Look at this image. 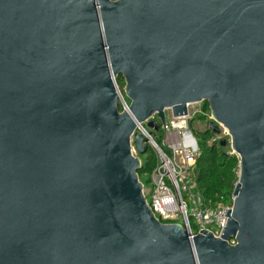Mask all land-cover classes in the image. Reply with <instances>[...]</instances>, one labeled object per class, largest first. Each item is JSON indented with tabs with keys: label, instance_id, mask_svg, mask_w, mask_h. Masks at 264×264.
Wrapping results in <instances>:
<instances>
[{
	"label": "water",
	"instance_id": "95a60500",
	"mask_svg": "<svg viewBox=\"0 0 264 264\" xmlns=\"http://www.w3.org/2000/svg\"><path fill=\"white\" fill-rule=\"evenodd\" d=\"M204 101L220 237L156 218L132 153ZM0 264H264V0H0Z\"/></svg>",
	"mask_w": 264,
	"mask_h": 264
},
{
	"label": "built area",
	"instance_id": "2783aa9c",
	"mask_svg": "<svg viewBox=\"0 0 264 264\" xmlns=\"http://www.w3.org/2000/svg\"><path fill=\"white\" fill-rule=\"evenodd\" d=\"M115 84L118 86L117 80ZM202 103L188 104L187 114L178 117L173 116L171 109H166L164 123L160 122L157 115L148 119L159 123L160 141H156L153 133L146 128V123L136 128L145 135L147 146L152 148L156 156V166L150 174V186L147 187L139 179L143 183V194L147 203L161 222L180 224L193 235L204 229L215 237H220L227 225L226 213L229 209L232 210L233 202H212L200 191L196 180L195 168L201 151L190 122L201 114L205 115L206 125L214 120L211 110L210 114L202 111ZM222 131L229 135L226 128L221 127ZM219 134L212 138L210 143L220 141ZM132 153L139 156L133 143ZM230 243L236 242L230 240Z\"/></svg>",
	"mask_w": 264,
	"mask_h": 264
},
{
	"label": "trees",
	"instance_id": "16d2710c",
	"mask_svg": "<svg viewBox=\"0 0 264 264\" xmlns=\"http://www.w3.org/2000/svg\"><path fill=\"white\" fill-rule=\"evenodd\" d=\"M117 81L120 90L123 92L125 86L123 78L120 80L118 78ZM201 108L204 113L210 114L208 102L204 101ZM119 109L121 111L123 109L121 104ZM204 120L205 115L201 114L190 122V127L198 139L201 151L195 168L196 180L200 191L207 199L214 203L224 202L232 204L233 192L239 179L240 159L236 153H233L232 148L228 144L222 146L221 140L210 143V140L216 137L217 133L209 128V124L206 125L204 130H196L194 128L195 122L204 123ZM140 158L142 165L138 175L141 181L147 185L146 183H150V174L156 166V156L152 148L148 147L146 154L140 156Z\"/></svg>",
	"mask_w": 264,
	"mask_h": 264
},
{
	"label": "rangeland",
	"instance_id": "374dc122",
	"mask_svg": "<svg viewBox=\"0 0 264 264\" xmlns=\"http://www.w3.org/2000/svg\"><path fill=\"white\" fill-rule=\"evenodd\" d=\"M122 77H119V80L121 79ZM127 101L130 102L129 98H127ZM169 116V112L167 111V117ZM146 128L149 130V132L153 133V135L155 136V139L156 141H160V136H161V131L160 130H154L150 127H148L146 124H145ZM194 128L196 130H204L206 128V124L202 123V122H195L194 124ZM219 137L220 139H225L227 141V144L231 147V138L230 136L227 134L224 133V131H222L220 134H219ZM226 144V145H227ZM146 154V153H145ZM144 154H140V156H142ZM143 181H144V178H143ZM147 184V187L150 186L149 183H146ZM189 211H190V207H189Z\"/></svg>",
	"mask_w": 264,
	"mask_h": 264
}]
</instances>
